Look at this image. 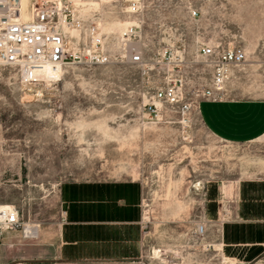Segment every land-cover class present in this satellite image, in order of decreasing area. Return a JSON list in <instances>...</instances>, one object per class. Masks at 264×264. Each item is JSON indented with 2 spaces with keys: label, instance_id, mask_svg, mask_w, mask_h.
Returning a JSON list of instances; mask_svg holds the SVG:
<instances>
[{
  "label": "rangeland",
  "instance_id": "374dc122",
  "mask_svg": "<svg viewBox=\"0 0 264 264\" xmlns=\"http://www.w3.org/2000/svg\"><path fill=\"white\" fill-rule=\"evenodd\" d=\"M66 1L80 25L70 32L69 49L88 45L91 30H99L111 62L66 65L59 80L42 86L41 97L24 88L16 70L0 66V205L14 206L21 222L6 235L0 264H63L56 256L59 189L122 180L142 187L141 264L254 262L262 245L223 244L219 237L264 236V229L220 228L213 221L218 209L230 211L237 185H264V140L220 141L195 109L183 124L179 105H162L160 120L142 121L140 112L152 81L167 69L182 79L183 99L211 87L213 67L200 56L201 44H241L246 60L260 65L264 0H130L128 8L123 0ZM128 26L139 29L132 44L159 63L148 75L128 63L120 38ZM236 79L224 84L222 98L234 93ZM194 181L202 184L197 194ZM25 225L36 227V238H22Z\"/></svg>",
  "mask_w": 264,
  "mask_h": 264
},
{
  "label": "crops",
  "instance_id": "0c3cea01",
  "mask_svg": "<svg viewBox=\"0 0 264 264\" xmlns=\"http://www.w3.org/2000/svg\"><path fill=\"white\" fill-rule=\"evenodd\" d=\"M230 84L232 95L218 101L201 99L195 116L216 139L228 144L264 140V61L244 63ZM247 181L233 192L235 202L217 211L216 226L264 229V185ZM60 244L63 264H141L142 187L132 180L68 183L59 189ZM208 222H212L208 220ZM226 241L230 245H262L264 236ZM228 259L236 261L235 258ZM226 261V260H225ZM249 264H264L263 253Z\"/></svg>",
  "mask_w": 264,
  "mask_h": 264
},
{
  "label": "built area",
  "instance_id": "2783aa9c",
  "mask_svg": "<svg viewBox=\"0 0 264 264\" xmlns=\"http://www.w3.org/2000/svg\"><path fill=\"white\" fill-rule=\"evenodd\" d=\"M195 15L193 11L192 16ZM79 28L66 0L35 1L29 9L27 20L22 15L21 0H0V66L16 70L22 85H27L35 83L34 72L44 67L63 69L72 64L99 66L110 63L111 57L103 48L102 37L100 34L94 35V29L91 30L88 45L80 47L77 44L76 50H69L70 31ZM138 33L137 27L128 26L121 31L120 38L128 52V63L141 67L148 75V68L159 63L147 59L141 49L132 44ZM199 54L212 64L211 87L183 99L182 79L176 73L156 78L150 86V102L144 104L140 112L142 121L160 120L162 105H179L180 116L186 123L185 116L196 108L201 99L218 101L222 98L224 84L235 78H226L225 73L237 71L245 61V48L241 44L221 47L204 43L199 47ZM20 227L17 209L11 205L0 206V247L6 235ZM199 230L202 235L203 226Z\"/></svg>",
  "mask_w": 264,
  "mask_h": 264
},
{
  "label": "bare ground",
  "instance_id": "6f19581e",
  "mask_svg": "<svg viewBox=\"0 0 264 264\" xmlns=\"http://www.w3.org/2000/svg\"><path fill=\"white\" fill-rule=\"evenodd\" d=\"M26 1L27 0H21V7H22V15L27 20L28 19L29 9H30L31 5L35 1L33 3H31V4L25 3ZM123 7L124 8L131 7L130 0H123ZM72 8H74L76 10L78 9L77 7H72ZM74 28H75V26H74ZM71 31H73V30H71ZM98 33H99V30H95L94 31V35H98ZM68 48H69V43H68ZM69 50L74 51L76 49H69ZM164 54L165 53H163V55ZM61 69L62 68L50 69L48 67H44L42 69L36 70L34 72V74H33V78H34L35 83L27 84V85L24 86V88H26L28 91L34 90V92H36V95H39L41 97L42 93L40 91L43 89L42 86L46 85V84H49L52 81L59 80ZM172 74H173V71L171 69H167L166 76L169 77ZM229 76H233L234 77L235 76V71L229 70L228 72L225 73V77L226 78H228ZM49 87L50 86H48L47 88H49ZM144 90H146V92H147V89H144ZM181 122L184 124L183 120H181ZM187 129L188 128H184V131H186ZM191 188L197 194L201 190L202 184H201L200 181H194L192 183ZM0 206H2V205H0ZM197 233L200 235V230L198 228H196V234ZM37 235H38V232H37L36 227H32V226H29V225L23 226L22 238L34 239V238L37 237Z\"/></svg>",
  "mask_w": 264,
  "mask_h": 264
}]
</instances>
